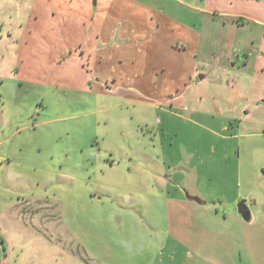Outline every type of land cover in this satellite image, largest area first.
<instances>
[{"label": "rangeland", "instance_id": "374dc122", "mask_svg": "<svg viewBox=\"0 0 264 264\" xmlns=\"http://www.w3.org/2000/svg\"><path fill=\"white\" fill-rule=\"evenodd\" d=\"M178 1L208 7L227 20L264 16V0ZM94 2L98 0H0V142H7L6 149L13 154L12 164L4 161L0 146V197L9 198L0 207L14 205L6 213L8 221L0 213V222L8 225L3 231L8 244L1 247V252L8 254L7 264H125V256L133 255L127 247L136 244V231L148 235L152 226L141 219L128 220L123 226V214L162 213L165 208L163 172L170 169L172 160H164L160 152L170 138L156 136L162 116L156 113L159 104L155 97L129 88L123 91L126 78L119 62L104 60L107 68L103 69L79 59L60 62L64 50L75 44L71 39L76 10L90 5L92 11H98ZM172 2L128 3L161 6ZM200 82L206 112L219 108L224 97L228 105L245 106L241 111L243 116L247 113L243 132L263 135L264 127L248 124V118L264 116L259 107L264 98L259 104L252 93L243 99L237 88L220 93L212 77ZM194 121L211 124L204 119ZM171 129L201 130L181 121L172 122ZM250 141L254 147H264V137ZM178 143L176 149L182 154L178 165L195 163L194 149L188 150L191 156L184 151L185 145ZM17 159L25 166L18 165ZM45 179L56 180L57 185L47 184ZM55 193L52 205L47 200L37 203L45 206L38 212L24 211L26 204L19 203L23 195L27 203L53 198ZM125 197L143 199L144 204H139L140 209L124 205L121 199ZM153 197L159 199L149 205ZM33 207H37L35 203ZM158 228L162 231L165 226Z\"/></svg>", "mask_w": 264, "mask_h": 264}, {"label": "crops", "instance_id": "0c3cea01", "mask_svg": "<svg viewBox=\"0 0 264 264\" xmlns=\"http://www.w3.org/2000/svg\"><path fill=\"white\" fill-rule=\"evenodd\" d=\"M129 1L98 0L94 2V7L100 8L98 11H92L90 5L76 10L78 15L75 14L71 39L75 44L64 50L60 61L79 59L101 69L107 68L104 60L119 62L126 78L123 91L129 88L155 97L159 104L156 113L162 116L156 136L163 134L170 138L167 145L164 142L162 145L167 149L160 150L164 160L167 161V157L172 160L171 165L168 162L170 169L162 171L164 211L123 214L120 219L123 226L133 219L148 221L152 226L148 235L135 230L136 244L127 247L133 255H126L124 263L264 264V147L250 143L252 138L264 137V133L243 132L247 113L243 116L241 111L245 106L231 102L228 105L224 97L219 108L206 112L204 85L200 82L212 77L220 93L237 88L243 99L252 93L257 104L261 103L259 100L264 98V16L227 20L224 14L213 13L208 7L178 0L161 6ZM88 11L90 18L86 19ZM160 71L161 74L156 73ZM203 71L206 76L199 75ZM263 105L259 107L264 109ZM229 107L236 108L228 110ZM260 118H248L251 120L248 124L264 127V116ZM194 119L207 120L210 127ZM174 121L201 130L176 132L171 129ZM178 142L185 145L184 151L188 154V150L194 149L191 160L195 163L178 165L182 156L176 149ZM6 145L7 142H0L3 159L12 164L13 154ZM15 161L18 165L23 163L19 159ZM148 173L153 174V171ZM188 180L189 185H186ZM52 181L45 179L47 184L57 185L56 180ZM20 197L23 201L19 203L26 204L22 210L38 212L45 210V206L37 203L47 200L53 204L57 193L53 198H35L27 203L24 195ZM158 199L153 197L149 205H154ZM121 200L124 205L138 208L139 204H144L143 199L138 198ZM242 200H247L251 210L250 224L238 213L237 205ZM8 201V197L3 200L0 197V203ZM33 203L37 207L32 208ZM13 206H1L0 213L6 215ZM6 218L8 221L9 214ZM156 224L159 227L163 224L165 228L160 231L158 226L154 228ZM5 227L7 229L8 225L0 222V264L8 261V254L1 252V247L8 244L3 232Z\"/></svg>", "mask_w": 264, "mask_h": 264}, {"label": "water", "instance_id": "95a60500", "mask_svg": "<svg viewBox=\"0 0 264 264\" xmlns=\"http://www.w3.org/2000/svg\"><path fill=\"white\" fill-rule=\"evenodd\" d=\"M237 210H238L239 215H241V217L246 223L250 224L252 222V213L248 206L247 200H242L237 205Z\"/></svg>", "mask_w": 264, "mask_h": 264}, {"label": "trees", "instance_id": "16d2710c", "mask_svg": "<svg viewBox=\"0 0 264 264\" xmlns=\"http://www.w3.org/2000/svg\"><path fill=\"white\" fill-rule=\"evenodd\" d=\"M191 200H194V201H197V202H199V203H203L200 199H198V198H193V197H191Z\"/></svg>", "mask_w": 264, "mask_h": 264}]
</instances>
